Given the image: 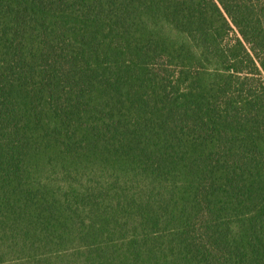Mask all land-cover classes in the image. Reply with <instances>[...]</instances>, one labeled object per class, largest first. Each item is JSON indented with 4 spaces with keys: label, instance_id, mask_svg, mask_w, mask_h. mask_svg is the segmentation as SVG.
Listing matches in <instances>:
<instances>
[{
    "label": "trees",
    "instance_id": "16d2710c",
    "mask_svg": "<svg viewBox=\"0 0 264 264\" xmlns=\"http://www.w3.org/2000/svg\"><path fill=\"white\" fill-rule=\"evenodd\" d=\"M0 264H264V0H0Z\"/></svg>",
    "mask_w": 264,
    "mask_h": 264
}]
</instances>
